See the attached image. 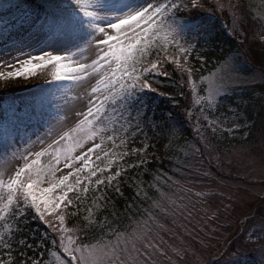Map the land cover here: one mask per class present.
<instances>
[{"label":"snow or ice","instance_id":"1","mask_svg":"<svg viewBox=\"0 0 264 264\" xmlns=\"http://www.w3.org/2000/svg\"><path fill=\"white\" fill-rule=\"evenodd\" d=\"M204 3L205 0H44L40 6L29 7L20 0H0V47L4 49L0 52V80L22 78L27 81L40 69L46 75L44 82L61 93L57 99L70 91L62 86L64 81L85 90L84 95L75 96L79 106L71 108L73 120L78 121L72 129L75 135L65 132L56 134L59 140L51 134L48 140L39 136L36 141L29 140L27 147L12 152L22 162L21 166L7 177L0 171V222L8 229L7 234L0 231V248L12 251L18 243L19 264H45L47 245L44 251L40 248L49 236L47 229L53 234L52 245L66 257L61 264H149L152 252L160 251L151 243L149 221L155 223L151 214L148 219L135 221L131 232L113 229L106 219H94L91 208L82 222L73 227L67 225V218L77 216L84 202L81 192H89L94 183L93 192L99 195H94L93 203L100 211L103 205L96 201L110 202L106 193L122 175L118 166L115 173L110 172L111 165L116 163L112 160L104 167L99 163L93 166L89 157L94 151L92 147L82 155L73 156L72 151L97 138L101 143L94 147L102 150L106 131L103 125L110 118L113 135H108L107 140L114 143L117 135L122 134L121 146L125 145L130 130L142 131L141 124L156 125L157 113L150 107L147 93L157 91L152 76H167L165 65L169 61L176 65L182 79L187 73V84L192 86L201 114L219 103L226 89L218 73L201 79L202 83H207V88L205 95L199 96L193 83V69L188 66L192 53L212 39L210 23L197 20L194 15L203 10ZM216 6L224 7L220 0ZM93 80H96L95 86ZM89 87L90 93L86 91ZM46 100L47 93L37 97V107L42 108ZM3 111L0 134L6 147L15 142L17 135L23 143L15 107L5 104ZM42 115L38 111L36 118ZM159 119L162 123L157 126L164 127L165 117ZM204 119L208 117L205 115ZM209 126L216 131L213 122L209 121ZM66 139L71 143L62 151L57 145ZM36 142L42 146L47 143L54 148V154L46 149L33 152L31 146ZM132 152H143V149ZM111 155L117 154L105 152L103 157L97 155L96 161L103 163ZM127 155L129 153L124 152L121 158ZM45 156L51 159L42 164L41 157ZM62 157L64 168L70 169L67 174L57 167ZM76 161H80L81 166H77ZM145 163L140 159V165ZM84 173L87 175L82 180ZM114 190L123 194L119 183ZM73 208L77 211H71ZM37 220L46 225V231L37 242L29 243L36 237L35 230L28 225ZM29 232L33 235H26ZM89 232L96 233L95 243L84 242ZM245 237H234V248L226 243L217 264H264V215L245 229ZM251 244L257 247H250ZM29 250L33 252L31 257L27 255ZM256 252L259 258L250 259L249 254ZM160 254L164 253L160 251ZM0 264H6L3 258Z\"/></svg>","mask_w":264,"mask_h":264},{"label":"rangeland","instance_id":"2","mask_svg":"<svg viewBox=\"0 0 264 264\" xmlns=\"http://www.w3.org/2000/svg\"><path fill=\"white\" fill-rule=\"evenodd\" d=\"M36 1L40 5L44 2V0ZM254 14L259 21L264 23V1L259 2ZM213 18V16H203L200 20L209 22L211 30H220L225 27L223 22L215 26L212 25ZM259 36L264 39V30ZM204 50L205 46L192 53L202 62L203 67H205L204 58L198 53ZM3 51L4 49L0 47V52ZM249 69L250 66L241 69L233 59H227L221 63L213 64L212 68L207 70L201 77V79L207 78L213 73H218L226 89V94L219 98V103L210 110H206V112L209 115V121L213 122L216 127L214 133L217 136L235 138L237 142L230 144L224 154L218 150L208 154L209 160L216 162L219 169L232 176V178L224 177L223 174H217L210 170L206 164L204 153L200 152L197 142L193 141L190 144L189 156L185 162V168L187 169L185 175L182 178L170 177L168 181L164 182V188L158 190L160 198L155 205L160 209L163 218L154 216L155 223L151 221L149 223L152 228L151 243L164 254L161 255L160 251H153L149 264H196V262H201L200 264H217V258L222 251L220 247L225 243L229 245V243L234 242L235 234L233 233L239 231L238 234L242 235L244 233L245 237V229L252 225L254 221H258L261 215H264V91L258 90L256 87L253 88L255 84L264 82V71L262 69V71L260 69L246 71ZM41 71L37 69V75L30 77L29 80L32 78L43 80L46 76L41 74ZM17 79L22 78L10 81L0 80V87L8 86ZM201 79L200 83L203 91L199 95L203 96L205 95L207 83H202ZM44 81L38 86L19 94L6 96L1 105L2 111L5 104L15 107L17 116L20 117L18 127L24 135L23 143L20 141V136L17 135L15 142L6 147V142L0 134V171H3L6 177L8 173L14 171L22 163L18 156L12 155V152L27 147L29 140L36 141L38 136L48 140L49 134L56 136L59 140V136L56 134L63 135L65 132L75 135V133H72V129L76 127L78 121L73 120L74 113L71 108L79 106L75 96L84 95L85 90L76 89L73 84L64 81L62 86L70 89V91L62 98L57 99L58 96H61L59 90ZM92 85H96V80L92 81ZM242 85L252 87L247 90L237 89ZM100 87L103 90V85ZM86 91L90 93L91 87ZM43 93H47V100L42 108H38L36 99ZM236 93L237 96L234 101L238 102L240 106L229 100L231 95ZM20 102H26L27 107L19 109ZM221 105L224 110L221 109ZM84 110L87 109L84 108ZM26 111L27 115H25ZM38 111L42 112L43 115L37 119L36 114ZM259 112L260 115L257 117L259 126L254 139L244 141L243 139L250 134L254 125V120L249 118V114L252 113L257 116ZM29 117H32V119H29ZM110 119L105 120L104 123L106 124L103 125L106 131L103 133L105 139L101 144L102 150L94 147L95 144L101 143V140L97 138L86 142L83 148H75L72 155L85 154L88 148L92 147L94 151L89 154V157L93 166L99 163L101 167H104L109 160L115 162L120 160L125 148V145L121 146L123 135H117L114 143L107 140L108 135H113ZM3 120L4 111L0 122ZM209 121H207V124L212 131ZM130 135L133 134L128 132L127 136L130 137ZM242 140L243 142H241ZM67 141L68 139L59 142L57 147L62 151L67 149L71 143H66ZM31 147L33 152L46 149L54 154V148L48 147L47 143L42 146L36 142ZM204 149L210 151L211 147L208 146ZM105 152H114L117 155L107 157L103 163L96 161V156L103 157ZM50 159L51 157L47 156L46 159H41V163H47ZM114 164L111 165L110 171ZM76 165L81 166V162L76 161ZM57 167L64 174L70 171V169L64 168L63 157ZM59 174L58 172L57 176ZM84 175H87V173L82 174V180ZM43 186L46 187L47 185ZM83 193L81 192V194ZM57 194L59 193L57 192ZM69 195L73 196L72 193H69ZM239 223L243 224L240 230L236 228ZM158 224H162L164 227L159 228ZM2 227H4L3 223L0 222V229L3 230ZM139 231L142 232L143 229ZM219 243L222 244L218 245ZM252 247L255 248L257 245L254 244ZM254 255L255 258H259L258 252ZM57 257L60 256L51 252L50 264H61V260L66 259L62 257L58 259Z\"/></svg>","mask_w":264,"mask_h":264},{"label":"trees","instance_id":"3","mask_svg":"<svg viewBox=\"0 0 264 264\" xmlns=\"http://www.w3.org/2000/svg\"><path fill=\"white\" fill-rule=\"evenodd\" d=\"M262 1L264 0H220V4L224 7L223 9H218L216 6L217 0H205L203 10L194 14L197 20H200L205 15L213 16L212 25L214 26L220 22L225 24L223 29L211 30L212 39L210 43L205 46L204 51L198 53L204 58L205 67L202 66V62L194 55L189 57L188 66L193 69V83L198 95L203 91L200 79L207 70L212 68L213 64L233 59L235 64L241 67V69H246V67L250 66V69L246 71L258 69L264 71V40L259 36L264 30V23L259 21L254 14L259 2ZM20 2L29 7L40 6L36 0H20ZM165 67L168 71L167 76H152L155 82L153 86L157 88V91H149L147 93L148 103L150 107L155 108L157 113L156 125L152 123L147 125L141 124L142 131L137 132L135 129L129 131V134L133 135L127 136L124 148V152H128L129 155L123 156V158L116 161L110 171L114 173L118 166L122 173L113 183L112 190L106 193L110 202L105 203L103 200L96 201V204L103 205L102 210L97 211L93 201L94 195H99V193L93 192V188L95 187L93 183L89 192L80 194L84 202L80 205L77 216H69L67 218L66 223L69 227L82 222L83 218L89 215L88 210L90 208L93 211L94 219L98 221L106 219L113 229L119 231L130 232L135 221L148 219L150 214L163 218L160 209L155 205L160 198L158 190L164 188V182L168 181L170 177L182 178L185 175L187 171L185 162L189 156L188 150L190 144L193 141L197 142L200 152L204 153L206 164L210 170L217 174H223L224 177L232 178V176L225 174L219 169L216 162L214 163L209 160L208 153L218 150L224 154L227 152L230 144L232 145L234 142H237V139L220 135L218 137L212 132L208 127L207 120L204 119L205 115L207 117L209 115L206 111L201 114L200 106L195 103L192 86L187 84V73L183 74L182 79L181 72L177 70L175 64L169 61ZM41 74L46 76L43 71H41ZM45 78L43 80L32 78L27 81L17 79L8 86L0 87V120L2 119L1 101L4 96H11L17 92L29 89L42 83ZM262 85H264V82L255 84L253 88L255 89L256 87V89L264 91V86ZM249 87L252 86L242 85L237 89L247 90ZM236 96L237 93L232 94L229 100L233 104L240 106L238 102L234 101ZM24 105L21 102L19 109ZM221 109L224 110V107L222 106ZM151 114L149 112V115ZM259 115L260 112L257 116L252 113L249 114V118L254 120V125L250 134L244 138V141H252L254 139L259 126L257 121ZM160 116L165 117V121L163 122L164 127L157 126L162 123L159 119ZM198 136L199 138H197ZM208 146L211 147L210 151L204 149ZM133 149H143V152L133 153ZM46 158L47 156L43 157V160ZM140 159L145 160L146 163L140 165ZM201 159L203 161L202 157ZM130 165L139 166L130 167ZM116 183H119L122 195L115 192ZM137 192L140 194L137 195ZM73 200L75 201L74 196ZM71 211H77V209L73 208ZM241 226L243 224L239 223L236 228L240 230ZM28 227L35 230L36 237V240H29V243L37 242L39 237L46 231V225L38 220L30 223ZM2 228L3 230L0 229V231L7 234L8 229ZM47 232L49 236L41 244L40 251H44L45 245H47L44 261L45 264H50L51 252L56 253L62 258L64 256L62 251L51 243V236L53 235L51 229H47ZM238 233L239 231L233 233L235 234V238L240 239L244 237V233L242 235ZM26 235L31 236L33 233L29 232ZM95 235L96 233L89 232L88 238L84 242L88 243L92 241L95 243L93 239ZM235 243V240L229 243L230 247L234 248ZM220 244L222 243L218 245ZM225 246L226 243L220 249L223 250ZM252 246L254 244L250 245V247ZM13 248L14 250L12 251L0 248V258H3L6 264H13V262L14 264H19L18 243ZM39 254V252L36 253L37 256ZM27 255L31 257L33 256V252L29 250ZM249 256L252 260L257 259L254 253H250ZM196 264H200V262H196Z\"/></svg>","mask_w":264,"mask_h":264}]
</instances>
